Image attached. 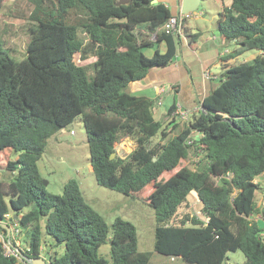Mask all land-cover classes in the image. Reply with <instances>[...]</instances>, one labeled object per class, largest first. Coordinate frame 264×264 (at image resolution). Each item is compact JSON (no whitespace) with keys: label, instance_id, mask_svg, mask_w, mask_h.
Masks as SVG:
<instances>
[{"label":"trees","instance_id":"1","mask_svg":"<svg viewBox=\"0 0 264 264\" xmlns=\"http://www.w3.org/2000/svg\"><path fill=\"white\" fill-rule=\"evenodd\" d=\"M28 1L26 57L10 56L0 37V152L9 158L8 178L0 179V220L15 213L11 222L24 230L30 249L25 256L38 255L45 232L63 246L59 257L49 254L48 264H150L151 252L138 249L135 226L120 217L108 225L76 179H68L61 194L42 183L38 161L48 138L81 115L96 181L154 208L156 252L186 264H224L227 252L239 249L245 260L238 264H264V206L255 198L259 189L264 196L256 181L264 174V0H222L229 3L217 19L219 39L236 46L221 57L223 69L197 101V112L173 131L155 118L156 99L125 89L173 60L181 36L161 25L179 12L152 0ZM185 18L182 34L192 44L200 33H188ZM250 49L260 52L227 63ZM76 55L94 60L78 64ZM175 108L173 100L168 114ZM124 137L134 140L133 149L111 158ZM191 153L194 168L181 163ZM192 190L202 217L178 213ZM31 203L34 209L21 213ZM109 233L108 260L98 249ZM16 262L0 242V264Z\"/></svg>","mask_w":264,"mask_h":264},{"label":"rangeland","instance_id":"2","mask_svg":"<svg viewBox=\"0 0 264 264\" xmlns=\"http://www.w3.org/2000/svg\"><path fill=\"white\" fill-rule=\"evenodd\" d=\"M11 3V4H9ZM224 2L222 0H200L198 7L186 16L185 27L187 30L195 31L203 30L204 37L207 35H215L216 43L219 42V33L217 29V19L219 12L223 10ZM32 9V4L28 0H13L7 1L3 8L0 9V37L5 41V44L10 48L9 55L16 60H21L26 57V44L30 39V26L32 23L28 19V14ZM194 15L198 17L195 18ZM79 36L85 35L79 30ZM234 48L236 44L230 42L228 45ZM144 52L149 55L152 51L145 49ZM258 52L256 49H250L241 55L232 58L228 64H239L251 60ZM94 60L93 57L85 61H81L78 55L75 56V61L78 64H87ZM222 66H212L211 71L220 75ZM92 74V69L89 70ZM219 77V76H218ZM191 115V114H190ZM189 115V117H190ZM163 124L172 129L173 124L183 127L186 122L178 118L176 114L171 112L167 118H158ZM172 129L171 131H173ZM159 140L158 136L150 139L149 144H154ZM135 142L130 137H124L115 145V152L121 157L126 156L134 147ZM14 158V155L10 157ZM8 156L0 152V179L6 180L9 172L5 169ZM197 157L192 153L188 158L181 163L190 168L195 167ZM39 172L42 177V183L46 190L53 194H61L63 192L64 183L74 178L79 184V188L85 201L90 204L110 225L115 218L120 217L130 221L136 229L137 246L141 251L151 252L150 264H186L180 257L163 255L154 250V229H155V210L142 200L124 195L120 191L100 185L90 166L89 149L87 144V135L82 123L81 115H77L75 119L66 127L58 130L48 138L45 150L38 161ZM175 170V169H174ZM171 170L162 174L166 179L174 172ZM256 181L264 186V174L260 175ZM256 202L264 201V196L261 189L256 191ZM34 203L25 206L21 213H25L34 209ZM201 204L197 195L191 193L188 196V201L182 205L178 213L183 215H197L202 217ZM12 216L15 214L12 210L9 212ZM255 219H260L261 215L257 214ZM12 225L22 230L17 221ZM43 243L41 257L48 259L49 254L55 253L59 257L63 252L62 245H56L55 239L43 232ZM110 233L107 240L102 244L98 252L106 259H110ZM22 245H26V235L24 230L18 234ZM245 260V255L241 250L228 251L224 264H238Z\"/></svg>","mask_w":264,"mask_h":264},{"label":"crops","instance_id":"3","mask_svg":"<svg viewBox=\"0 0 264 264\" xmlns=\"http://www.w3.org/2000/svg\"><path fill=\"white\" fill-rule=\"evenodd\" d=\"M7 1L13 0H2L3 6ZM157 1L163 2L171 13H180L181 0ZM228 3L226 1L224 4ZM194 32H199L200 36L192 44L187 36L180 35L181 40L177 53L169 64L150 68L142 79L131 81L128 85L131 94L156 99L154 108L156 119L168 117V108L173 100H175L176 107L195 113L197 101L202 100L209 93L218 79L219 75L212 72L211 67L218 64L222 66L221 57L232 50L228 46L230 42L218 39L219 42L216 43L215 35L204 37L203 30L188 29V33ZM158 48L162 51L165 49V45L160 43ZM148 51L153 53L154 48H148ZM231 60H227V63ZM205 71L210 72L209 78L205 76ZM172 112L174 113V111Z\"/></svg>","mask_w":264,"mask_h":264},{"label":"built area","instance_id":"4","mask_svg":"<svg viewBox=\"0 0 264 264\" xmlns=\"http://www.w3.org/2000/svg\"><path fill=\"white\" fill-rule=\"evenodd\" d=\"M184 16H187L183 13H179L178 15H171L167 18V20L161 25V28L163 31L169 34H179L182 35V25L181 21ZM85 35V33H83ZM205 76L210 77V72L205 71ZM198 108L196 109L197 112ZM192 111L182 109L179 107H176L174 110V114L178 116L179 119L187 121L189 119V115L192 114ZM194 134V132H193ZM197 135V134H196ZM191 140H188L187 142H190ZM259 206H264V201H261V203H257ZM11 222V214L7 213L5 215V218L0 220V223L8 224L10 227L9 234L6 232V234L0 230V242L3 247V253L4 255H11L14 256L17 259L16 264H30V260L25 256L27 252H29V247L26 244L25 246L22 245V242L20 238L18 237V234L20 232L19 229L15 228ZM264 235V231H263ZM42 246L39 248V253L37 256H41ZM43 258V257H42ZM48 259H45L46 262H48Z\"/></svg>","mask_w":264,"mask_h":264},{"label":"water","instance_id":"5","mask_svg":"<svg viewBox=\"0 0 264 264\" xmlns=\"http://www.w3.org/2000/svg\"><path fill=\"white\" fill-rule=\"evenodd\" d=\"M129 0H120L118 3L119 4H124L126 2H128ZM153 3H157V0H152ZM200 3V0H181L180 2V12L185 14V15H189L190 13H192L193 11H195V9L198 7ZM177 36L179 34H176ZM126 92H130L129 87H127L125 89ZM116 155V152H112L110 154V157L113 158ZM193 194L197 195L196 191L192 190L191 191ZM13 218H16V215H13ZM0 226L5 228L6 232L9 234L10 231V227L8 224H3L0 223ZM30 260V264H48L44 258H42L41 256H36V257H30L28 258Z\"/></svg>","mask_w":264,"mask_h":264}]
</instances>
